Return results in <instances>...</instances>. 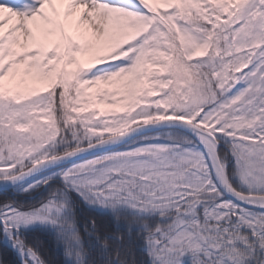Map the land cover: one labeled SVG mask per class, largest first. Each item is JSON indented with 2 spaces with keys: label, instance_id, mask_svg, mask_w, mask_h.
<instances>
[{
  "label": "snow or ice",
  "instance_id": "snow-or-ice-1",
  "mask_svg": "<svg viewBox=\"0 0 264 264\" xmlns=\"http://www.w3.org/2000/svg\"><path fill=\"white\" fill-rule=\"evenodd\" d=\"M0 238V264H264V0H0Z\"/></svg>",
  "mask_w": 264,
  "mask_h": 264
},
{
  "label": "trees",
  "instance_id": "trees-1",
  "mask_svg": "<svg viewBox=\"0 0 264 264\" xmlns=\"http://www.w3.org/2000/svg\"><path fill=\"white\" fill-rule=\"evenodd\" d=\"M24 202H31V201H24ZM42 227L43 226H35L32 229L27 230L26 234L29 236H31L33 234L42 235ZM3 246H4V243L0 240V248H2ZM186 264H187V262H186Z\"/></svg>",
  "mask_w": 264,
  "mask_h": 264
},
{
  "label": "rangeland",
  "instance_id": "rangeland-1",
  "mask_svg": "<svg viewBox=\"0 0 264 264\" xmlns=\"http://www.w3.org/2000/svg\"><path fill=\"white\" fill-rule=\"evenodd\" d=\"M20 0H9L10 4H19ZM35 226H41V225H35ZM34 226V227H35ZM2 241V238L0 239ZM3 242V241H2Z\"/></svg>",
  "mask_w": 264,
  "mask_h": 264
},
{
  "label": "water",
  "instance_id": "water-1",
  "mask_svg": "<svg viewBox=\"0 0 264 264\" xmlns=\"http://www.w3.org/2000/svg\"><path fill=\"white\" fill-rule=\"evenodd\" d=\"M2 241H3V239H2Z\"/></svg>",
  "mask_w": 264,
  "mask_h": 264
}]
</instances>
